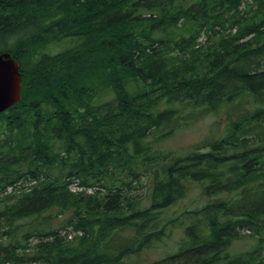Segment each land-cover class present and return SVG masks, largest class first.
Segmentation results:
<instances>
[{"label": "trees", "instance_id": "16d2710c", "mask_svg": "<svg viewBox=\"0 0 264 264\" xmlns=\"http://www.w3.org/2000/svg\"><path fill=\"white\" fill-rule=\"evenodd\" d=\"M242 1L0 0V50L22 73L0 114V264H264V0ZM222 113V138L159 150ZM190 181L213 201L142 260ZM240 231L257 243L231 254Z\"/></svg>", "mask_w": 264, "mask_h": 264}, {"label": "rangeland", "instance_id": "374dc122", "mask_svg": "<svg viewBox=\"0 0 264 264\" xmlns=\"http://www.w3.org/2000/svg\"><path fill=\"white\" fill-rule=\"evenodd\" d=\"M248 2L251 3V0H243L240 6V10H243L244 8L250 9V5H247ZM228 31L233 33L234 29L227 28L225 30H222L220 28L219 32H217V37H219L220 34H227ZM205 38V33L201 32L197 38L198 41L196 42V47H199L200 45H207V40H205ZM54 47L55 48H53L52 50V48L48 45L45 48V52L56 54L58 48L56 46ZM0 49H2L1 40ZM260 66H264V64ZM226 114L228 113L208 115L197 120L196 122L185 128H181L175 131L171 136L164 139L158 144L159 150L163 152H170L175 156L178 155L183 157V155L187 154L190 150H192L194 147L204 141L218 140L222 138L226 132V126L228 124ZM258 121L259 123L263 122V118H258ZM141 182V185H144L145 183H147V185L145 187H140L141 189H137L135 191L133 190L128 194H130L131 196H142L144 192L146 194L148 192L149 181L147 180V182H144V180L142 179ZM77 183V180H71V183L69 185L70 189L76 190ZM186 185L187 187L185 189L184 195L180 199H178L174 204L168 207L165 210V213L163 214L167 221L174 219V224L168 225L165 230L166 234L160 240L154 241L151 248H147L142 252V260L146 262L154 261L155 259H161L167 254H170L175 251L178 247L179 242L184 239L183 227L187 223H189L188 216L185 215V212H193L199 210L204 204L213 201L214 197L212 194H210V192L204 193L203 183L201 184L195 181H190ZM93 190H95V188H91V191ZM142 205H148L147 197L142 200ZM180 223L183 225H181ZM179 224L182 227H180ZM247 233L248 232H239L238 238H236L231 244V254L249 251L250 249H252V246L257 243L256 238L258 239V235H253V238L250 236V234H252L251 232H249L248 235ZM60 234L64 235L65 231ZM76 234L79 235V233ZM69 235L70 236L68 237L73 236L71 232L69 233Z\"/></svg>", "mask_w": 264, "mask_h": 264}, {"label": "water", "instance_id": "95a60500", "mask_svg": "<svg viewBox=\"0 0 264 264\" xmlns=\"http://www.w3.org/2000/svg\"><path fill=\"white\" fill-rule=\"evenodd\" d=\"M21 76L8 53L0 54V113L19 100Z\"/></svg>", "mask_w": 264, "mask_h": 264}, {"label": "bare ground", "instance_id": "6f19581e", "mask_svg": "<svg viewBox=\"0 0 264 264\" xmlns=\"http://www.w3.org/2000/svg\"><path fill=\"white\" fill-rule=\"evenodd\" d=\"M13 2H14V1H13ZM251 7H252V6H251ZM255 7H256V6H255ZM30 8H31V7H30ZM35 8H36V7H35ZM47 9H48V8H47ZM239 9H240V8H239ZM48 15H49V14H48ZM47 17H48V16H47ZM16 19H17V18H16ZM32 19H33V18H32ZM197 22H198V21H197ZM38 23H39V22H38ZM200 23H201V22H200ZM12 26H13V25H12ZM228 29H229V28H228ZM23 30H24V29H23ZM229 32H230V31H228V33H229ZM234 32H235V29H234ZM234 32H233V33H234ZM149 50H150V49H149ZM151 51H152V50H151ZM5 53H8L9 55H11L9 52H5ZM149 55H150V54H149ZM130 61H131V60H130ZM131 63H133V62H131ZM259 67L262 68V69L264 68V66H259ZM262 69H261V70H262ZM252 70H254V69H250V68H249V71H250L249 73H250V75H252ZM256 71H257V70H256ZM257 72H259V71H257ZM232 73H233V72H232ZM239 76H240V75H239ZM239 80H241V79H239ZM57 83H58V82H57ZM100 118H101V117H100ZM248 174H249V173H248ZM251 175H253V174H251ZM168 179H169V178H168ZM147 224H148V223H147ZM79 234H80V233H79Z\"/></svg>", "mask_w": 264, "mask_h": 264}]
</instances>
